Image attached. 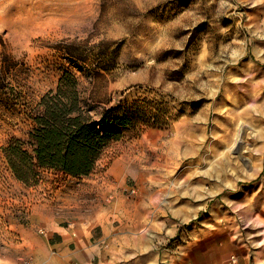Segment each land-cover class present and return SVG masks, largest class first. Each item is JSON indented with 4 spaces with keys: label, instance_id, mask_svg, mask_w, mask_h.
Returning <instances> with one entry per match:
<instances>
[{
    "label": "rangeland",
    "instance_id": "1",
    "mask_svg": "<svg viewBox=\"0 0 264 264\" xmlns=\"http://www.w3.org/2000/svg\"><path fill=\"white\" fill-rule=\"evenodd\" d=\"M0 9L17 21L0 25V61L5 51L16 68L0 102L2 260L35 259L52 220L104 219L110 239L160 250L264 240V141L247 136V167L225 152L233 111L249 108L247 123L264 128V0H0ZM67 72L114 107L154 104L169 127L125 133L89 176L41 169L18 181L3 151L28 142L32 112ZM217 163L231 168L204 176Z\"/></svg>",
    "mask_w": 264,
    "mask_h": 264
},
{
    "label": "trees",
    "instance_id": "2",
    "mask_svg": "<svg viewBox=\"0 0 264 264\" xmlns=\"http://www.w3.org/2000/svg\"><path fill=\"white\" fill-rule=\"evenodd\" d=\"M1 56L0 102L6 97L5 84L14 79L16 70L7 52H1ZM92 75L94 81L103 77L100 72ZM112 103L107 93L95 86L86 91L73 74L65 73L58 88L43 96L32 112L36 127L28 142L13 140L4 149L12 176L24 183L35 179L41 169L67 177L89 176L109 149L125 138V133L164 129L171 122L163 120L159 108L152 103L117 107Z\"/></svg>",
    "mask_w": 264,
    "mask_h": 264
},
{
    "label": "crops",
    "instance_id": "3",
    "mask_svg": "<svg viewBox=\"0 0 264 264\" xmlns=\"http://www.w3.org/2000/svg\"><path fill=\"white\" fill-rule=\"evenodd\" d=\"M100 220L81 219L68 226L52 220L41 227L47 229L45 235L35 241L37 257L24 264H264V240L249 246L205 242L180 251L160 250L156 241L112 240ZM0 264L18 263L0 258Z\"/></svg>",
    "mask_w": 264,
    "mask_h": 264
},
{
    "label": "bare ground",
    "instance_id": "4",
    "mask_svg": "<svg viewBox=\"0 0 264 264\" xmlns=\"http://www.w3.org/2000/svg\"><path fill=\"white\" fill-rule=\"evenodd\" d=\"M14 17L16 16L12 13L10 14L8 11H2V9H0V25L17 24V21L13 19ZM249 111V108L241 112L233 111V119L230 123L229 128L235 131V133L233 134L229 132L230 134L228 133V139L226 140L227 146L225 152L228 155H232L231 158H233L234 163H237L236 167L238 168L247 167L248 163L251 160V158L247 155L249 150H251V144L247 140V136L251 135L252 132L258 136L259 140L264 141V128L261 127L258 130H254V128H252L251 125L247 123L245 116ZM198 118L201 120L203 119L201 115H199ZM200 144H197L193 147V152H195L197 156L200 155V152L202 150ZM262 153H264V149ZM209 165L211 171L203 172L204 176L206 177H213L217 175L216 177L220 178V174L222 173V171L229 170L231 168L227 164L223 163ZM263 169L264 163L262 164V170ZM199 196H201V198H204L205 194Z\"/></svg>",
    "mask_w": 264,
    "mask_h": 264
}]
</instances>
